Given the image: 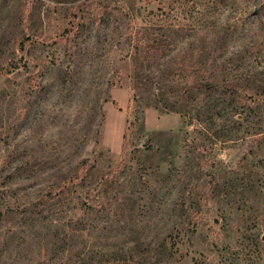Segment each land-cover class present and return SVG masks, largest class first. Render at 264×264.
Instances as JSON below:
<instances>
[{
    "label": "rangeland",
    "instance_id": "374dc122",
    "mask_svg": "<svg viewBox=\"0 0 264 264\" xmlns=\"http://www.w3.org/2000/svg\"><path fill=\"white\" fill-rule=\"evenodd\" d=\"M0 264H264V0H0Z\"/></svg>",
    "mask_w": 264,
    "mask_h": 264
}]
</instances>
